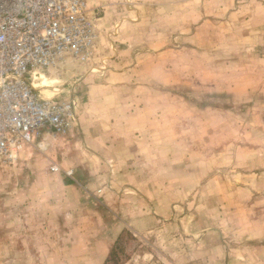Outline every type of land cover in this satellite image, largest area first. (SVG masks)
<instances>
[{
	"label": "rangeland",
	"instance_id": "1",
	"mask_svg": "<svg viewBox=\"0 0 264 264\" xmlns=\"http://www.w3.org/2000/svg\"><path fill=\"white\" fill-rule=\"evenodd\" d=\"M86 1L93 53L34 81L77 122L0 159V264H264V0Z\"/></svg>",
	"mask_w": 264,
	"mask_h": 264
},
{
	"label": "built area",
	"instance_id": "2",
	"mask_svg": "<svg viewBox=\"0 0 264 264\" xmlns=\"http://www.w3.org/2000/svg\"><path fill=\"white\" fill-rule=\"evenodd\" d=\"M96 37L86 0H0V159L75 125V99L45 96L34 81L65 56L86 61Z\"/></svg>",
	"mask_w": 264,
	"mask_h": 264
},
{
	"label": "crops",
	"instance_id": "3",
	"mask_svg": "<svg viewBox=\"0 0 264 264\" xmlns=\"http://www.w3.org/2000/svg\"><path fill=\"white\" fill-rule=\"evenodd\" d=\"M135 193L136 194H138L137 193V191H135ZM135 198H136V196H134V197H132V199H134L135 200ZM143 198V197H142ZM136 202V201H135ZM139 203H140V208L142 209L145 205H143V202L141 201V200H139ZM118 211V210H117ZM141 216H142V214H140ZM142 222V220H136L135 222L134 221H131V222H129V225H134V227L136 228V229H138V230H140V231H144V230H146V229H142L139 225H140V223Z\"/></svg>",
	"mask_w": 264,
	"mask_h": 264
},
{
	"label": "trees",
	"instance_id": "4",
	"mask_svg": "<svg viewBox=\"0 0 264 264\" xmlns=\"http://www.w3.org/2000/svg\"><path fill=\"white\" fill-rule=\"evenodd\" d=\"M111 262H115V254L113 249H111L109 256L105 259L103 264H110Z\"/></svg>",
	"mask_w": 264,
	"mask_h": 264
},
{
	"label": "bare ground",
	"instance_id": "5",
	"mask_svg": "<svg viewBox=\"0 0 264 264\" xmlns=\"http://www.w3.org/2000/svg\"><path fill=\"white\" fill-rule=\"evenodd\" d=\"M34 85H35V86H37V87H39V86H40V84H39V83H37V82H35V83H34Z\"/></svg>",
	"mask_w": 264,
	"mask_h": 264
}]
</instances>
